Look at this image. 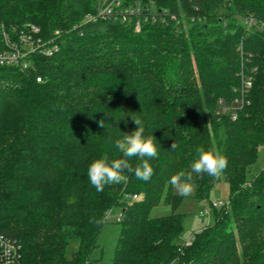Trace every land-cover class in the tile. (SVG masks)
I'll list each match as a JSON object with an SVG mask.
<instances>
[{
    "label": "trees",
    "instance_id": "obj_1",
    "mask_svg": "<svg viewBox=\"0 0 264 264\" xmlns=\"http://www.w3.org/2000/svg\"><path fill=\"white\" fill-rule=\"evenodd\" d=\"M31 26L52 52L0 67V233L20 264H96L111 213L110 264H264V169L246 180L264 147V0H0V50L3 32L15 40ZM133 120L157 141L152 175L124 170L97 192L87 167L122 157L113 143ZM210 149L227 159L221 174L192 172ZM179 171L197 199L228 185L188 246L169 182ZM160 201L171 214L151 217Z\"/></svg>",
    "mask_w": 264,
    "mask_h": 264
},
{
    "label": "clouds",
    "instance_id": "obj_2",
    "mask_svg": "<svg viewBox=\"0 0 264 264\" xmlns=\"http://www.w3.org/2000/svg\"><path fill=\"white\" fill-rule=\"evenodd\" d=\"M135 129L131 134H122V139L116 140L113 146L121 150V158L109 160L107 155L94 159L87 167V178L89 183L97 192L102 191L106 184L119 182L123 179L121 173L128 170L134 173L141 181H148L152 175L150 159L158 155L156 141L152 136L145 135V128L140 120H133ZM103 126V125H102ZM157 142V141H156ZM174 147V145H172ZM197 158L191 163L192 172L206 173L210 176H218L227 165V159L221 153L214 150H197ZM137 157L140 160L138 166L130 168L128 158ZM191 175L179 171L171 176L169 182L178 186L182 195H186L190 189Z\"/></svg>",
    "mask_w": 264,
    "mask_h": 264
},
{
    "label": "rangeland",
    "instance_id": "obj_3",
    "mask_svg": "<svg viewBox=\"0 0 264 264\" xmlns=\"http://www.w3.org/2000/svg\"><path fill=\"white\" fill-rule=\"evenodd\" d=\"M263 169L264 147H261L258 149L254 164L246 174V180L250 181ZM190 189L191 190L186 195H182L178 186L172 185L171 187L173 194L182 197L180 205L175 213L183 215V231L180 238L184 241L188 240L194 232L212 224L213 213L211 208H219L225 205L228 199V185L224 181L217 182L212 187L208 196L202 199H197L195 197L196 188L194 184L190 183ZM200 212L204 213V216H199ZM169 214H171V208L165 201H160L158 205L150 211L151 217ZM115 220V215L111 213L100 230L97 238L98 249L92 253V258L97 260L96 264H110L119 233V225Z\"/></svg>",
    "mask_w": 264,
    "mask_h": 264
},
{
    "label": "built area",
    "instance_id": "obj_4",
    "mask_svg": "<svg viewBox=\"0 0 264 264\" xmlns=\"http://www.w3.org/2000/svg\"><path fill=\"white\" fill-rule=\"evenodd\" d=\"M111 15V8L108 6L100 10L95 16H87L84 23L95 21L97 18H106ZM14 32V31H13ZM15 33V32H14ZM38 34V29L34 26L29 27L26 33L22 31L16 34L15 40L6 36V33H2V43L5 46L4 50H0V67L1 66H16L20 69L27 68L28 57L35 52L40 54H50L53 49L44 47V43H41L39 39L35 38ZM39 81V79H36ZM251 86L249 79L243 82V92ZM242 104V101L240 102ZM236 118L235 114H232L231 119ZM132 199H136L133 195ZM215 207V206H214ZM199 216H204V213H199ZM119 218V215L116 216ZM191 237L184 241V245L190 244ZM0 264H20V247L14 241L0 233Z\"/></svg>",
    "mask_w": 264,
    "mask_h": 264
},
{
    "label": "crops",
    "instance_id": "obj_5",
    "mask_svg": "<svg viewBox=\"0 0 264 264\" xmlns=\"http://www.w3.org/2000/svg\"><path fill=\"white\" fill-rule=\"evenodd\" d=\"M186 241V240H185Z\"/></svg>",
    "mask_w": 264,
    "mask_h": 264
}]
</instances>
